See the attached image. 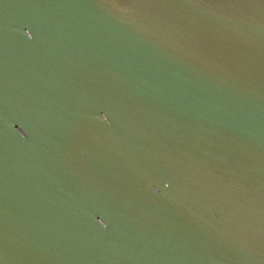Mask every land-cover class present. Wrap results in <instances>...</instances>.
<instances>
[{
    "label": "water",
    "instance_id": "obj_1",
    "mask_svg": "<svg viewBox=\"0 0 264 264\" xmlns=\"http://www.w3.org/2000/svg\"><path fill=\"white\" fill-rule=\"evenodd\" d=\"M0 264H264V0H0Z\"/></svg>",
    "mask_w": 264,
    "mask_h": 264
},
{
    "label": "snow or ice",
    "instance_id": "obj_2",
    "mask_svg": "<svg viewBox=\"0 0 264 264\" xmlns=\"http://www.w3.org/2000/svg\"><path fill=\"white\" fill-rule=\"evenodd\" d=\"M114 3H117L118 4L119 3V0H114Z\"/></svg>",
    "mask_w": 264,
    "mask_h": 264
}]
</instances>
